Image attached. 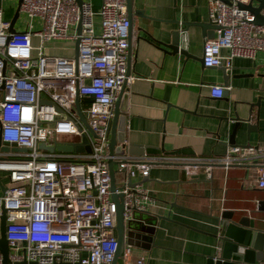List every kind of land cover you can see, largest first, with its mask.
<instances>
[{
	"label": "built area",
	"instance_id": "obj_1",
	"mask_svg": "<svg viewBox=\"0 0 264 264\" xmlns=\"http://www.w3.org/2000/svg\"><path fill=\"white\" fill-rule=\"evenodd\" d=\"M229 1L209 0V18L218 28L214 37L205 40V67L232 69L236 57L254 58L264 51V24L255 23L253 11L239 6L251 0ZM20 10L27 16V27L11 33L0 8V137L2 145L26 149L0 151V171L9 180L0 204L7 214L11 264H112L117 240L110 158L117 161L116 193L123 194L124 221L135 210L143 212L155 204L150 188L142 182L153 163L181 164L188 175L196 174L204 163L211 175L216 164L229 168L263 160L264 145H231L224 156L211 158L110 156L114 102L123 84L136 79L127 75L126 0H102L97 12L88 0L80 5L76 0H22ZM96 14L98 32L93 22ZM35 18L39 30H33ZM67 38H79L77 58L47 52L46 43ZM223 49L229 53L223 55ZM226 90L211 85L214 98H222ZM77 98L92 133L78 116ZM84 134L90 152L39 147L40 143L53 145L59 135L75 136L72 142L80 143ZM258 169V186L264 188V168ZM131 253V246L123 248V264H147L145 257L132 259Z\"/></svg>",
	"mask_w": 264,
	"mask_h": 264
},
{
	"label": "crops",
	"instance_id": "obj_2",
	"mask_svg": "<svg viewBox=\"0 0 264 264\" xmlns=\"http://www.w3.org/2000/svg\"><path fill=\"white\" fill-rule=\"evenodd\" d=\"M88 1L97 12L102 0ZM16 3L18 0H0L4 20L11 21ZM19 13L24 18L14 29L24 31L28 19L21 10ZM99 21L96 14V32ZM130 21L129 71L136 79L126 84L121 107L126 154L133 158H211L224 156L233 144L264 145V51L254 58L236 57L232 69L205 67L203 47L212 31L203 33L194 23L210 22L209 0H132ZM186 27L189 43L185 52H173L167 47L173 33ZM34 41L36 45L37 39ZM60 42L70 43L71 54L49 52L73 55L72 39L50 41L46 48L53 49L52 44ZM228 53V49L222 50L223 55ZM211 85L227 87L225 95L212 97ZM234 107L242 118L251 115L252 132L246 122L235 130L236 121L223 119L227 113L235 115ZM69 136L59 135L56 142L74 141L64 138ZM251 164L229 168L216 164L211 175L204 163L193 175L186 174L181 164H151L143 183L150 188L155 204L146 211L152 218H164L157 221L150 242L129 245L131 258L145 257L147 264H208L219 245L214 234L219 231L221 213L255 208L254 201L264 199V188L257 182L259 169L249 167ZM0 176L6 187V173L0 171ZM2 193L0 188V197ZM252 216L264 220V210ZM117 264H123V259Z\"/></svg>",
	"mask_w": 264,
	"mask_h": 264
},
{
	"label": "water",
	"instance_id": "obj_3",
	"mask_svg": "<svg viewBox=\"0 0 264 264\" xmlns=\"http://www.w3.org/2000/svg\"><path fill=\"white\" fill-rule=\"evenodd\" d=\"M22 0H18L17 8L13 18L10 21L9 32L14 33V23L20 12V4ZM80 5L82 0H76ZM229 3V0H223ZM257 1L258 5L254 6L253 2ZM239 6L242 8H249L255 14V23L264 24V16L261 14V9L264 7V0H251L249 5L239 3ZM126 12L129 19V31H130V14L132 12V0H126ZM194 26H199L203 33H207L208 30L212 31V34L208 35V38H212L215 35V30L218 28L216 24L210 22L203 23H194ZM188 28L177 30L173 33L171 44H168L167 47L170 48L173 52H185L186 47L189 43ZM77 34L81 32V23L80 21L76 27ZM208 34V33H207ZM181 40V44H180ZM78 43L79 38L74 40V58H77L78 55ZM203 61V59H201ZM130 65V53L128 46L127 53V75L130 74L129 71ZM227 70V67H223ZM127 87L126 84L120 88L117 98L114 102L113 108V117L111 120L110 126V138L108 143L109 155L114 154H123L126 153L127 144L125 140L124 129H122V103L126 99ZM226 93V92H225ZM75 108L78 113L80 120L83 125L88 128L90 133L92 131L89 129L86 118L81 112L78 98L76 99ZM231 112V109L229 110ZM234 116L231 113H227L223 119L227 121H236V126L241 125L246 122L248 125V131L252 132L251 115L247 118H242L237 114L235 107L233 108ZM1 127V126H0ZM234 134V131H233ZM236 145V144H233ZM40 148H45L49 151H76V152H90L91 148L88 142L87 136L82 135V142H55L51 146H45L43 143L39 144ZM131 147V145H130ZM26 149L22 147H9L7 145H2L0 137V151H18L24 152ZM128 152L130 153V148L128 147ZM1 160V157H0ZM117 164V161L113 158L108 159V168L110 174V195L111 200L116 203V240H117V249L115 257L112 264H117V260L120 258L121 253L125 245L137 246L141 241L145 240L150 242L153 239L154 233L157 227V221L161 218L160 215H154L150 217L147 211H134L132 217L126 221L123 219V194L116 193V184H115V169L114 165ZM251 168H264V157L260 163H252L248 165ZM124 171V170H123ZM1 179V176H0ZM148 180L146 177L142 179V182ZM130 184H133L130 181ZM1 191L4 194L7 187L0 183ZM255 208L251 209H235L223 211L220 216L221 224L219 226V231L217 234H214L219 239V245L216 248L214 255L208 258V264H264V220L253 217L252 214L260 213L264 210V199H256ZM0 253L2 255L3 264H11L8 259L9 247L8 242L5 236L6 230V209L3 202L0 204ZM248 212V214H244Z\"/></svg>",
	"mask_w": 264,
	"mask_h": 264
},
{
	"label": "rangeland",
	"instance_id": "obj_4",
	"mask_svg": "<svg viewBox=\"0 0 264 264\" xmlns=\"http://www.w3.org/2000/svg\"><path fill=\"white\" fill-rule=\"evenodd\" d=\"M16 6H17V3H16ZM13 7H14V5H13ZM14 14L15 13L12 14L11 19L14 16ZM94 17H95V15H94ZM94 17H93V22H94ZM23 18H24L23 15L19 13V15H18V17L16 19L14 27H16V28L19 27V25L21 24ZM33 24H34L33 30L41 29V24L39 23L37 18H35L33 20ZM34 43H35V41H34ZM52 45H53V49L50 48V47L47 48V52L48 53H50L49 51H51V50H55L54 52H56V53L71 54V50H70V46L71 45H70V43L60 42V43H57V44L55 43V44H52ZM64 138L68 139V140H76L75 136H69V137H64Z\"/></svg>",
	"mask_w": 264,
	"mask_h": 264
}]
</instances>
